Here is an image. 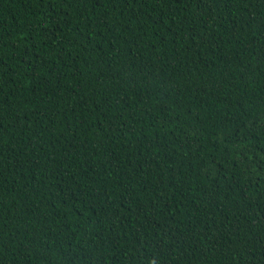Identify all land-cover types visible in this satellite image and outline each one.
Instances as JSON below:
<instances>
[{
    "label": "trees",
    "instance_id": "16d2710c",
    "mask_svg": "<svg viewBox=\"0 0 264 264\" xmlns=\"http://www.w3.org/2000/svg\"><path fill=\"white\" fill-rule=\"evenodd\" d=\"M0 264H264V0H0Z\"/></svg>",
    "mask_w": 264,
    "mask_h": 264
}]
</instances>
